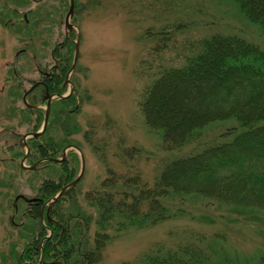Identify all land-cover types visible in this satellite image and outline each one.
Masks as SVG:
<instances>
[{
    "label": "trees",
    "instance_id": "16d2710c",
    "mask_svg": "<svg viewBox=\"0 0 264 264\" xmlns=\"http://www.w3.org/2000/svg\"><path fill=\"white\" fill-rule=\"evenodd\" d=\"M34 1L19 0L18 4L26 7ZM232 1L264 34V0ZM0 2L7 9L13 1ZM9 11L17 13L16 9ZM34 15L35 9L22 15L27 34H31L29 21ZM6 17L13 19L11 15ZM70 37L73 34L64 37L53 51V54L59 53L62 71L61 77L46 81L49 93L62 95L68 89L64 80L74 51ZM183 50L187 53L181 65H156L155 71H151L155 78L143 89L138 104L164 148L178 149L196 142L202 147L167 163L152 184L144 181L137 169L128 166L123 173L108 174L92 189L83 191L78 181L51 202L79 174L80 158L70 149L60 161H38L61 158L69 145L79 147L72 136L81 127L71 121L80 109L77 88L68 97L50 102L46 128L38 137L28 139L26 157L35 165L33 173H38L39 168L52 173L37 187L35 197L26 199L17 195V199L26 200L28 207L27 222H21L17 228L26 231L30 227L31 232L19 251L11 252V256L8 252L15 264H96L114 236L129 228H142L185 215L189 207L183 204L190 197L206 205L208 201L217 202L230 211L240 212L247 220L249 216L261 219L264 213V52L231 33L191 41ZM43 91L39 86L26 94L31 103L25 105V119L34 124L31 132L40 128L44 117V110L32 108L33 103L46 102ZM227 122L233 124L225 125L217 139L198 141L207 126ZM82 133L87 142L92 141L89 131ZM91 145L96 151V145ZM13 155L23 158L25 154ZM103 155L100 153L99 157L105 161ZM17 168L24 169L20 163ZM205 208L197 210L200 220L221 222L223 213L207 214ZM226 237L224 232L209 236L193 234L173 246L158 243L136 264H264V248L251 254L230 251Z\"/></svg>",
    "mask_w": 264,
    "mask_h": 264
},
{
    "label": "rangeland",
    "instance_id": "374dc122",
    "mask_svg": "<svg viewBox=\"0 0 264 264\" xmlns=\"http://www.w3.org/2000/svg\"><path fill=\"white\" fill-rule=\"evenodd\" d=\"M12 1L7 9L0 5V264H15L8 252L11 256L19 251L31 232L30 227L26 231L17 228L28 219L26 200L17 199V195L35 197L37 187L52 173L44 168L38 173L26 167L21 171L17 167L22 158L13 154H25L30 137L26 144L22 138L34 125L25 119L23 93L41 77L40 69L47 71L55 63L51 49L64 37L73 34L72 41L79 38L74 69L66 76L74 79L71 85L77 88L80 107L71 121L81 127L72 137L84 158L79 179L83 191L97 187L112 172L127 171L128 166L152 184L167 163L202 147L196 142L178 149L164 148L146 123L138 97L155 78L156 65H181L189 42L214 34H236L264 52V34L232 0H73L70 22L74 28L68 34L64 18L69 0H35L26 7L18 4L19 0ZM29 9H35L28 20L31 34L25 33L22 23V15ZM24 100L31 103L26 96ZM32 105L45 112L46 103ZM231 124L207 126L198 141L217 139L224 126ZM86 130L91 142L84 139ZM22 163L32 165L27 157ZM183 205L189 211L181 217L129 228L114 236L96 264H136L155 244L173 246L193 234L224 232L226 247L243 254L264 248V213L261 219L249 216L247 220L240 212L214 201L206 205L196 197L187 198ZM203 206L207 214L223 213V224L200 220L197 210Z\"/></svg>",
    "mask_w": 264,
    "mask_h": 264
},
{
    "label": "water",
    "instance_id": "95a60500",
    "mask_svg": "<svg viewBox=\"0 0 264 264\" xmlns=\"http://www.w3.org/2000/svg\"><path fill=\"white\" fill-rule=\"evenodd\" d=\"M73 9H74V1L73 0H69V6H68V11L65 15V18H64V25H65V28L67 29V34L72 31V29L74 28V25L70 22V18L73 14ZM68 36V35H67ZM78 36H76L75 38V41H73L74 43V56H73V61H72V65H71V68L69 70V73L72 72V70L74 69V66H75V63H76V58L78 57V47H79V38H77ZM65 83H69V85H71L70 81H69V78L68 76L66 77V80H64ZM72 90H73V87L71 85V87L69 88L68 92H66L65 94H50L48 91H46V94H45V97L46 98V108H45V113H44V117H43V121H42V125L40 127L39 130L35 131V132H28L27 134H25L23 136V143L26 144V140L28 137H38L39 134L43 133L45 128H46V123L48 121V117H49V112H50V102L54 101V100H57V99H62V98H65V97H68L71 93H72ZM24 98H25V94H24ZM23 98V99H24ZM24 103H26V101L24 100ZM68 149H74L77 154H80V159H81V168H80V171H79V175H77V177L67 186H64L54 197H52L51 199V202H54L56 201V199L62 194L63 191H65L67 188H69L70 186H73L75 185L79 179L81 178V174H83V171H84V158H83V155L81 154L80 152V149L74 145H71V146H68L64 149L63 151V156L62 158L65 156L66 154V151ZM27 153H28V148L25 152V156H27ZM23 157L22 158V162L26 159V157ZM62 158H44L43 160H40L38 162H41V161H45V160H50V161H60L62 160ZM21 162V166L22 167H26L23 163ZM37 162V163H38ZM36 163V164H37ZM35 165H32V166H29V167H26V168H30V169H33ZM25 264H30V263H25Z\"/></svg>",
    "mask_w": 264,
    "mask_h": 264
},
{
    "label": "flooded vegetation",
    "instance_id": "af4514ba",
    "mask_svg": "<svg viewBox=\"0 0 264 264\" xmlns=\"http://www.w3.org/2000/svg\"><path fill=\"white\" fill-rule=\"evenodd\" d=\"M55 47L53 49H51L52 50V56L54 57L55 63L52 66H50L47 71H41V69L38 71L40 73L41 77L39 79L32 81L30 87L24 91L23 94H25L26 97H27V95H26L27 93L32 92L35 88H37L39 86L43 87V89H44L43 92H44V94H46V91H48L46 81L53 79V77H58V78L61 77L62 67H61V61L59 59V53L55 52V54H53ZM44 94H43V97H45ZM50 94H56V93L53 92ZM34 106L35 105H32V108H34Z\"/></svg>",
    "mask_w": 264,
    "mask_h": 264
},
{
    "label": "bare ground",
    "instance_id": "6f19581e",
    "mask_svg": "<svg viewBox=\"0 0 264 264\" xmlns=\"http://www.w3.org/2000/svg\"><path fill=\"white\" fill-rule=\"evenodd\" d=\"M65 93H66V92H65ZM65 93H64V94H65Z\"/></svg>",
    "mask_w": 264,
    "mask_h": 264
}]
</instances>
